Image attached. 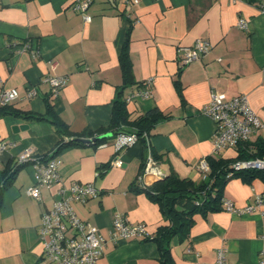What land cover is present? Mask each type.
<instances>
[{
  "label": "crops",
  "instance_id": "obj_1",
  "mask_svg": "<svg viewBox=\"0 0 264 264\" xmlns=\"http://www.w3.org/2000/svg\"><path fill=\"white\" fill-rule=\"evenodd\" d=\"M72 2L0 0V88L18 90L10 102L14 108L44 113L49 99L75 132L106 126L124 84L119 55L128 38L135 83L126 85L125 95L149 90L147 96L134 95L128 110L137 114L156 107L168 115L149 131V146L178 177L200 181L201 158L237 155L236 146L214 151V121L200 111L211 90L227 99L245 94L264 121V10L259 0H92L89 21ZM239 18L247 21L246 28L237 26ZM197 39L209 41V52L180 66L181 48ZM58 75L68 79L52 96L46 77ZM31 88L35 93L28 96ZM258 136L264 132L249 139ZM0 138L6 142L1 172L27 147L38 154L53 152L59 135L47 120L4 115ZM145 153L143 140H135L119 152L122 165L112 166L117 156L113 137L66 146L57 154L60 180L42 188L43 200L25 192L34 180L33 166L20 167L0 199V264H47L37 232L40 216L59 197L60 185L73 181H91L99 189L96 197L72 203L77 215L105 238L99 264H157L159 250L151 237L114 241L109 236L117 211L145 223L150 236L166 222L159 204L133 188ZM257 195L264 196L260 177L234 175L223 188V198L236 206L252 204ZM220 247L227 264H260L264 204L252 212L196 213L187 238L171 239L175 264H213Z\"/></svg>",
  "mask_w": 264,
  "mask_h": 264
},
{
  "label": "built area",
  "instance_id": "obj_2",
  "mask_svg": "<svg viewBox=\"0 0 264 264\" xmlns=\"http://www.w3.org/2000/svg\"><path fill=\"white\" fill-rule=\"evenodd\" d=\"M91 1L73 0L72 2V6L81 12L84 21H89L91 18L87 12ZM139 1L126 0L133 4ZM259 6L264 10V0H259ZM237 26L246 28L247 21L244 18H239ZM210 48L209 41L204 39H197L194 44L182 47L180 66L201 59L209 52ZM35 54L36 52L33 51L32 55ZM50 64L53 67L55 62L52 61ZM67 79L66 75L46 77L51 85L52 96L59 94ZM34 93L32 88L27 91L28 96ZM137 94L147 96L149 90L142 89L126 96V99L129 101ZM17 97L18 90L16 88H0V105L10 103ZM200 111L214 121L213 147L215 153L226 147H234L242 140L249 139L252 133L264 132V121L259 118L245 94H238L227 99L221 92L211 90L208 100L201 106ZM141 138L149 145V133L146 131L141 135L135 132L116 134L113 137V147L117 156L111 160L110 165L121 166L123 161L118 155L119 152L131 142L142 140ZM5 148L6 142L0 138V159ZM51 154L52 152L38 154L33 148L27 147L13 159L14 166L19 164L33 166L34 180L25 188L26 194L33 199L43 200L42 188L60 180L57 169L60 159L57 155L51 157ZM197 166L204 177L209 169L205 157L199 160ZM232 166L235 170L257 169L264 171V158H243L236 160ZM168 174L169 170L153 157L150 146H148L143 164L136 176V185L146 188ZM58 194L59 197L52 206L41 213L37 227L42 257L47 264H99L98 260L104 252L105 238L95 225L81 219L72 206L73 202H86L96 197L99 194V189L91 181H73L67 185H60ZM221 203L222 208L229 212H252L264 204V196H255L254 202L245 206H236L232 200L223 197ZM109 236L114 241L118 238L151 237L145 223L130 221L124 212L119 211L114 214ZM260 254L262 255L259 259L260 264H264V249ZM213 264H227L225 248L220 247L216 250Z\"/></svg>",
  "mask_w": 264,
  "mask_h": 264
},
{
  "label": "trees",
  "instance_id": "obj_3",
  "mask_svg": "<svg viewBox=\"0 0 264 264\" xmlns=\"http://www.w3.org/2000/svg\"><path fill=\"white\" fill-rule=\"evenodd\" d=\"M119 61L124 84L117 89V94L112 101L111 117L106 126L94 130L88 129L75 132L56 114L49 99H46L44 113L22 111L14 108L11 103H7L0 105V117L13 115L22 117L25 120H47L51 122L59 135V140L51 157L57 155L66 146L83 144L84 142L79 138H96L93 143L100 144L109 137H97L106 132H111V137L118 133L135 132L138 135H141L144 131L149 133L158 121L168 115L156 107L137 114L128 110V100L124 90L126 85L135 83L132 62L129 56L128 38H126L121 48ZM141 139L145 144V150H147L149 145L146 144L143 138ZM236 149L237 155L233 158H223L217 155L205 156L209 169L200 181L181 178L170 171L167 176L154 181L146 188L138 187L134 181L133 188L147 193L150 198L156 201L165 217L166 222L151 236L159 250L157 264H175L171 252V239L175 235L180 240L187 238L196 213L206 214L209 211L222 208L223 188L230 177L241 175L246 180H252L256 177L264 180V171L262 170H235L232 166L239 159L250 157L264 158V137L258 136L254 140H242L236 145ZM151 153L157 161L161 162L157 154H153L152 151ZM13 159L0 172V199L18 169L26 165L19 164L14 166Z\"/></svg>",
  "mask_w": 264,
  "mask_h": 264
},
{
  "label": "water",
  "instance_id": "obj_4",
  "mask_svg": "<svg viewBox=\"0 0 264 264\" xmlns=\"http://www.w3.org/2000/svg\"><path fill=\"white\" fill-rule=\"evenodd\" d=\"M24 127H27V124L25 125H22ZM112 136V133L111 132H106V133H103L101 135H99L97 138H107V137H111ZM82 142H86V143H90V142H93L96 138H79Z\"/></svg>",
  "mask_w": 264,
  "mask_h": 264
}]
</instances>
